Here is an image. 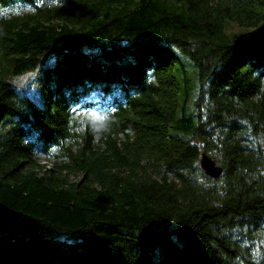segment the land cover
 Wrapping results in <instances>:
<instances>
[{
	"label": "trees",
	"instance_id": "obj_1",
	"mask_svg": "<svg viewBox=\"0 0 264 264\" xmlns=\"http://www.w3.org/2000/svg\"><path fill=\"white\" fill-rule=\"evenodd\" d=\"M17 6L0 264H264V0H0ZM36 70L39 102L10 80Z\"/></svg>",
	"mask_w": 264,
	"mask_h": 264
},
{
	"label": "rangeland",
	"instance_id": "obj_2",
	"mask_svg": "<svg viewBox=\"0 0 264 264\" xmlns=\"http://www.w3.org/2000/svg\"><path fill=\"white\" fill-rule=\"evenodd\" d=\"M32 9L29 6H17V7H7L5 9L0 10V14L4 15H11V14H22L24 12H31ZM231 27L234 29H239L234 24H231ZM46 58V57H45ZM192 70L187 74V81L185 77L182 76L181 73H179L177 68H174L173 72L176 76V79L180 85V90L178 93V109H177V115L179 113V106L181 105V102L184 98V96L187 97V102L191 103L194 100L196 94L198 93V76L195 71V66L191 65ZM38 72L36 71H28L24 74L14 76L11 78V82L19 89L25 91L26 94L31 95L36 101L39 102L40 94H41V88L38 82ZM82 114L88 115L92 114L91 112L87 111L82 112ZM171 132V128H170ZM34 157L37 159L39 163L46 164V166L49 165V162L47 159L44 158L42 154H34Z\"/></svg>",
	"mask_w": 264,
	"mask_h": 264
},
{
	"label": "water",
	"instance_id": "obj_3",
	"mask_svg": "<svg viewBox=\"0 0 264 264\" xmlns=\"http://www.w3.org/2000/svg\"><path fill=\"white\" fill-rule=\"evenodd\" d=\"M199 165L203 172L211 177H217L222 171V167L205 151L200 152Z\"/></svg>",
	"mask_w": 264,
	"mask_h": 264
}]
</instances>
